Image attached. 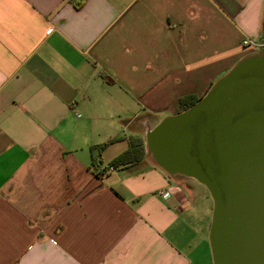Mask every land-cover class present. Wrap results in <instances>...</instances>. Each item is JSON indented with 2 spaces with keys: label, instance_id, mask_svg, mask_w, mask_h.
Listing matches in <instances>:
<instances>
[{
  "label": "crops",
  "instance_id": "obj_1",
  "mask_svg": "<svg viewBox=\"0 0 264 264\" xmlns=\"http://www.w3.org/2000/svg\"><path fill=\"white\" fill-rule=\"evenodd\" d=\"M244 38L264 0H0V264H212V202L145 134L264 51ZM130 135L144 156L99 173Z\"/></svg>",
  "mask_w": 264,
  "mask_h": 264
},
{
  "label": "water",
  "instance_id": "obj_2",
  "mask_svg": "<svg viewBox=\"0 0 264 264\" xmlns=\"http://www.w3.org/2000/svg\"><path fill=\"white\" fill-rule=\"evenodd\" d=\"M145 143L170 176L208 190L212 264H264V51L148 128Z\"/></svg>",
  "mask_w": 264,
  "mask_h": 264
},
{
  "label": "trees",
  "instance_id": "obj_3",
  "mask_svg": "<svg viewBox=\"0 0 264 264\" xmlns=\"http://www.w3.org/2000/svg\"><path fill=\"white\" fill-rule=\"evenodd\" d=\"M198 98L194 95H185L179 98V105L182 109L187 108L193 104ZM119 136H114L111 139H108L104 142L93 144L90 146L91 152H99L109 143L117 140ZM145 150L143 145V139L139 136H128L127 138V147L114 156L110 161L109 165L117 167L122 164H128L140 160L144 156ZM95 160V157L93 158Z\"/></svg>",
  "mask_w": 264,
  "mask_h": 264
},
{
  "label": "built area",
  "instance_id": "obj_4",
  "mask_svg": "<svg viewBox=\"0 0 264 264\" xmlns=\"http://www.w3.org/2000/svg\"><path fill=\"white\" fill-rule=\"evenodd\" d=\"M242 43H243L244 45H250V46H252V47H254V48H257V47L259 48V47L264 46L263 43H261V42H259V41H256V40H251V39H249V38H244V39L242 40ZM113 169H114V167H113L112 165H106V166H101V167H99V168H98V172H99V173H104V172H107V171H111V170H113ZM158 193H159L160 195H162L163 197H166V196L169 195V191H168V190H159Z\"/></svg>",
  "mask_w": 264,
  "mask_h": 264
},
{
  "label": "rangeland",
  "instance_id": "obj_5",
  "mask_svg": "<svg viewBox=\"0 0 264 264\" xmlns=\"http://www.w3.org/2000/svg\"><path fill=\"white\" fill-rule=\"evenodd\" d=\"M258 52V50H252L251 53L256 54ZM226 72H224L221 76H223ZM221 76H219L217 79H219ZM202 191L201 194L196 196L195 198V203L198 207L204 205V204H210V202H212L211 197L209 195L208 190L206 189V187H204L203 185H201Z\"/></svg>",
  "mask_w": 264,
  "mask_h": 264
}]
</instances>
